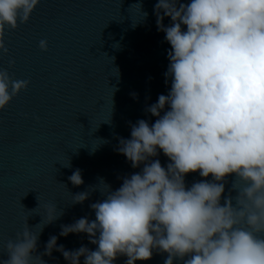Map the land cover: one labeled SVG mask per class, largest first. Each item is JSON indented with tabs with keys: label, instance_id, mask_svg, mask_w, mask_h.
<instances>
[{
	"label": "clouds",
	"instance_id": "clouds-1",
	"mask_svg": "<svg viewBox=\"0 0 264 264\" xmlns=\"http://www.w3.org/2000/svg\"><path fill=\"white\" fill-rule=\"evenodd\" d=\"M39 3L0 0V54L9 51L6 28L27 23ZM154 12L171 46L163 74L171 86L146 108L155 122L130 124L131 138H119L116 149L132 168L143 167L114 191L106 184V198L89 205L94 220L61 225L60 236L86 233L95 250H66L53 235L42 255L55 250L70 264H80V257L83 264H114L126 256L125 264H135L155 250L167 253L164 264H264V0H157ZM39 48L47 51V40ZM28 85L0 68V110ZM160 152L170 161L166 167L152 159ZM194 172L212 180L187 187L185 176ZM69 180L83 184L79 170ZM89 194L77 193L73 204ZM55 211L48 208L47 224L63 215ZM37 241L26 219L3 246L7 259L0 264H46L33 255Z\"/></svg>",
	"mask_w": 264,
	"mask_h": 264
},
{
	"label": "water",
	"instance_id": "water-1",
	"mask_svg": "<svg viewBox=\"0 0 264 264\" xmlns=\"http://www.w3.org/2000/svg\"><path fill=\"white\" fill-rule=\"evenodd\" d=\"M156 3L40 0L27 23L15 30L6 28L9 51L0 54V68L29 85L0 110V260L7 259L3 246L23 230L26 219L29 230L38 236L33 255H40L46 264H70L55 250L51 257L42 255L53 235L58 237L57 245L69 251L82 245L90 250L97 247L86 233L67 237L59 233L61 225L81 217L94 220L89 205L106 198L107 185L114 191L124 177L143 167L132 168L116 149L119 138H131L130 124L140 119L155 122L157 117L146 108L160 94L167 95L171 86L163 75L171 46L157 30ZM163 23L168 26L170 18ZM42 39L48 42L47 51L39 48ZM10 59L15 61L11 67ZM152 159H159L164 167L170 162L163 152ZM77 170L83 179L79 186L69 180ZM234 178V174L227 177L224 196ZM204 179L212 177L189 173L185 184L190 187ZM81 192H89V198L73 204ZM53 206L54 215L61 210L63 215L47 224L48 208ZM166 257L167 253L154 250L150 260L135 264H164ZM126 260L119 256L114 264ZM173 264L183 261L176 259Z\"/></svg>",
	"mask_w": 264,
	"mask_h": 264
}]
</instances>
